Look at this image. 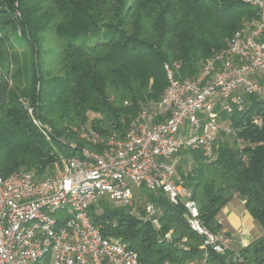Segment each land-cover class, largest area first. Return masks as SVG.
<instances>
[{"label":"trees","instance_id":"obj_1","mask_svg":"<svg viewBox=\"0 0 264 264\" xmlns=\"http://www.w3.org/2000/svg\"><path fill=\"white\" fill-rule=\"evenodd\" d=\"M256 17L246 0H0V175L53 173L83 148L98 150L82 130L124 136L162 99L166 64H180L179 79L195 78ZM221 119L232 133L222 131L213 159L182 151L177 182L191 190L209 230L219 231L217 217L236 196L264 228V100L248 96ZM141 191L139 210L144 201L162 209L160 231L109 201L89 211L141 263L264 264V235L217 254L190 229L183 205Z\"/></svg>","mask_w":264,"mask_h":264},{"label":"built area","instance_id":"obj_2","mask_svg":"<svg viewBox=\"0 0 264 264\" xmlns=\"http://www.w3.org/2000/svg\"><path fill=\"white\" fill-rule=\"evenodd\" d=\"M246 2L257 9L256 19L195 78L179 79L180 64H166L162 99L145 107L124 136L103 138L82 130L81 138L98 150L83 148L62 159L53 173L0 175V264H143L127 242L105 237L89 213L102 201L114 202L160 231L162 209L149 201L138 209L135 189L142 187L183 205L188 226L205 248L220 255L234 252L233 238L209 230L191 190L177 182L175 158L196 150L213 159L222 131L232 133L221 116L241 111L248 96L264 100V0ZM164 238L170 240V233ZM234 261H241L236 252Z\"/></svg>","mask_w":264,"mask_h":264},{"label":"crops","instance_id":"obj_3","mask_svg":"<svg viewBox=\"0 0 264 264\" xmlns=\"http://www.w3.org/2000/svg\"><path fill=\"white\" fill-rule=\"evenodd\" d=\"M219 232L233 238V250L239 251L264 235V228L247 211L245 202L234 197L220 212Z\"/></svg>","mask_w":264,"mask_h":264},{"label":"rangeland","instance_id":"obj_4","mask_svg":"<svg viewBox=\"0 0 264 264\" xmlns=\"http://www.w3.org/2000/svg\"><path fill=\"white\" fill-rule=\"evenodd\" d=\"M76 43H77L78 45H80V46L85 47V45H83V44H82L81 42H79V41H77ZM93 117H94V116H91V118H93ZM179 160H180V157L177 156V157L175 158L176 164L179 162ZM141 192H142V191H141L140 189H135V193H136V195L140 196V195H141ZM113 205L117 206L118 204L113 202Z\"/></svg>","mask_w":264,"mask_h":264}]
</instances>
